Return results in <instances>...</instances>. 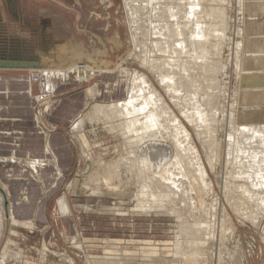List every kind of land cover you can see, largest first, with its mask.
<instances>
[{"label": "rangeland", "instance_id": "374dc122", "mask_svg": "<svg viewBox=\"0 0 264 264\" xmlns=\"http://www.w3.org/2000/svg\"><path fill=\"white\" fill-rule=\"evenodd\" d=\"M212 1V8L219 11L225 8V13L221 12L225 16L219 19V16L212 15L210 22H213L212 28L220 32V38L225 34L223 38L226 39L223 47H219L220 51L216 48L219 39L212 40L211 44L213 51L220 52L219 65L213 59L211 66H226L221 72L217 70L214 76L219 93H209L216 98L218 106L226 110L225 118L221 117L222 113L211 117L213 120L216 117L212 126L221 152L214 172L210 171L203 154L205 147L192 135L213 185L211 197L220 200L226 218L217 208L211 222V236L207 238L195 235L193 230V233H183L180 223L171 214H144L133 210L136 202L130 198V193L136 188L137 171H130L124 163L122 166L120 161L116 162L124 157L123 140L109 128L105 119L92 114L94 104L126 98L130 77L125 72L131 74L135 71L147 78L163 102L180 117L175 101L181 99V95L174 96L178 98H172V101L173 94L164 92L155 74L140 64V53L132 51L129 16L123 0H0V62L37 63L38 67L45 63L47 68H55L56 60L44 62V56L56 57L59 47L71 43L82 45L85 51L90 48L100 50L103 55L95 59L108 62V71L112 73L106 76L108 71H94L92 75L87 71L80 79L72 70L65 80L57 76L53 78L55 90L51 95L40 83L28 79V83L34 86L27 113L32 127L63 136L69 146L68 155H59L60 173L52 169L37 174L23 162L0 166V181L14 198L13 202L20 191L28 194V202L16 210V218L32 224L30 228L21 226L13 233L6 214L0 219L1 264H184L183 258L190 251L195 255V264H236L240 257L243 264H264V216L258 225L240 218L222 197L221 189L222 178L227 172L222 155L227 110L230 107L235 111L243 109L235 95L244 92L235 70V44L253 36L249 24L264 21V10L250 11L254 6H264V0H217V4ZM138 6H141L140 1ZM140 12L143 13L140 14L142 19L148 16L143 8ZM260 35L264 36V27ZM114 38L118 39V44ZM158 49L160 47L150 49L148 55L153 56V60H157L155 58L161 53ZM240 53L239 58L248 57L243 70L253 72L250 52L241 50ZM81 64L88 66L87 69L92 66L87 59ZM28 70L0 67V77L20 74L30 78ZM96 86L99 93L92 97L91 89ZM203 92L197 94L198 99L205 95ZM261 95L263 102L260 105L264 107V92ZM250 113L253 117V112ZM79 118L84 122L75 132L72 124ZM115 163L120 164L118 177L108 174V167ZM104 178H107L106 183L102 182ZM111 186L118 189L113 191ZM64 196L69 206L68 214H61L56 205ZM209 200L207 198L202 207L194 205L195 209L190 212L198 216L211 210ZM2 204L6 212V203L0 202V207ZM187 217V220H193Z\"/></svg>", "mask_w": 264, "mask_h": 264}, {"label": "bare ground", "instance_id": "6f19581e", "mask_svg": "<svg viewBox=\"0 0 264 264\" xmlns=\"http://www.w3.org/2000/svg\"><path fill=\"white\" fill-rule=\"evenodd\" d=\"M139 1L141 6H138ZM214 1H216L214 4H217V0ZM212 2V0H123L125 12L129 16L128 28L132 51L136 52L137 50L140 53L138 57L140 64L148 67V70L155 74V78H158L165 93L173 94L171 99L181 95V99L175 101L180 117L176 116L174 111L163 102L162 97L157 94L147 78L135 71H132L131 74L125 72L130 77L126 98L101 105L94 104L95 107L92 110L94 116L105 119L109 128L123 140L124 157L116 162L120 161L122 166L124 163L130 171H137L136 188L130 193V198L136 202L133 210L144 214H171L180 223L183 233H193V230L195 235H204L207 238L211 236L210 230L213 225L211 222L215 218L217 208L221 216L226 218L225 208L220 200H213L211 197L213 185L208 179L207 171L192 135L193 133L201 146L205 147L203 154L210 166V171L214 172L220 158V145L215 142L214 132L216 130L212 126L216 117L214 120L211 117L216 116L217 113H222L221 117H224L226 110H223V107L220 108L216 98L209 93H219L217 90L219 85L217 86L214 76L216 72L218 73L217 70L221 72L226 66L221 64L220 67L211 66L215 60L219 65L217 60L220 59V52L213 51L211 44L212 40L219 39V43L218 40H214V42L216 41L217 44H215L218 47L215 46L220 51L219 47L226 39L223 38L225 34L220 38V32L216 31V28L214 30L213 22H210L212 15L219 16V19L225 16L223 15L225 8L222 9L224 12L222 14L221 10L212 8ZM221 5L218 6L222 7ZM263 7L254 6L250 11L256 13ZM142 8L147 11L149 17L141 18ZM249 25L250 33L253 36L235 44V70L242 83L241 89L244 91L235 95L237 100L240 99L243 109L235 111L230 107L227 110L228 118L227 121L225 120L227 131L222 152L227 172L222 178L221 189L222 197L240 218L253 225H258L264 216V111H261L264 107L260 105L263 102L261 92H264V36L260 33L264 27V21ZM113 40L118 44V39L114 38ZM152 47H160L158 49L161 50L159 58L158 56L155 58L157 60H153V56L148 55ZM90 50L85 51L82 45L71 43L59 47L56 57L44 56L43 58L44 62L51 61L50 59L53 60L51 62L56 60L55 68H47L45 63H42V67L37 66L36 69L27 68L29 69V79L37 81L42 88L52 94L55 90L53 78L56 76L65 80L69 77L70 72L75 70L76 76L82 79L86 76L87 71L92 75L94 71L107 72L109 63L97 62L98 59H95V57L103 55L102 52L95 48H90ZM241 50L246 53L250 52L251 58L249 57V59L253 60V72L243 70L242 66L248 57L245 59L240 57V59L237 55ZM83 59L89 60L93 67L87 69L88 66H83L81 64ZM111 74L109 71L107 72V76ZM241 89L239 92L242 91ZM200 92L205 95H202V99L199 97V100L197 94ZM98 93L97 87L91 89L92 97ZM232 104L234 105V103ZM250 111L253 112V117ZM83 122V118L74 120L73 130L76 132L81 129ZM43 133L48 137V133L45 131ZM11 156L5 160L0 158V163L16 161L15 154ZM29 163L30 167L34 169L46 165L47 162L40 163L31 160ZM108 168L109 175L119 176L120 164L115 163ZM107 178H104L102 182L106 183L105 179ZM112 186L111 190L118 189V187ZM0 188L2 190L0 202L6 203V212L3 204L0 207L2 210H0V219L4 218L6 214L11 225L10 231L13 233H16L15 229L21 226L30 228L31 223L18 221L13 217L8 191L1 181ZM207 198L210 199L211 210H205L198 216L190 212L192 208L195 209L194 205H198V207L205 205ZM56 205H58L61 214L69 213L65 196L60 197ZM247 209L249 210L247 211ZM187 215L193 220H187L189 219ZM188 249L190 250V248ZM191 252L187 253L188 255L185 254L184 264H195V255ZM4 254L6 256V253ZM242 260L240 257L236 264H243ZM162 262L167 263L163 260Z\"/></svg>", "mask_w": 264, "mask_h": 264}, {"label": "crops", "instance_id": "0c3cea01", "mask_svg": "<svg viewBox=\"0 0 264 264\" xmlns=\"http://www.w3.org/2000/svg\"><path fill=\"white\" fill-rule=\"evenodd\" d=\"M263 8L257 11L261 12ZM105 75L107 76V73ZM28 79V76L23 77L20 74L0 77V158L9 159L15 154L16 160L0 163V166L23 162L30 167L29 161L32 160L47 162L41 167L34 169L30 167L37 174L42 170L52 169L60 173L59 155L62 156L64 153L68 155L69 146L63 136L50 133L46 137L40 128L32 127L27 113L34 86L28 83ZM8 195L13 217L18 221H24L22 218H16L18 213L16 210L22 209V204L28 202V194L20 191L14 202L10 192Z\"/></svg>", "mask_w": 264, "mask_h": 264}, {"label": "water", "instance_id": "95a60500", "mask_svg": "<svg viewBox=\"0 0 264 264\" xmlns=\"http://www.w3.org/2000/svg\"><path fill=\"white\" fill-rule=\"evenodd\" d=\"M37 66V63L0 62L2 68H36Z\"/></svg>", "mask_w": 264, "mask_h": 264}]
</instances>
